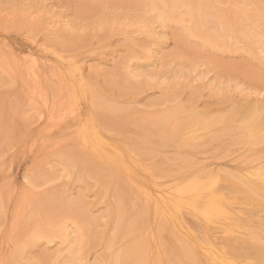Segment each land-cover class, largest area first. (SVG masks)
<instances>
[{"label": "rangeland", "instance_id": "rangeland-1", "mask_svg": "<svg viewBox=\"0 0 264 264\" xmlns=\"http://www.w3.org/2000/svg\"><path fill=\"white\" fill-rule=\"evenodd\" d=\"M152 1L155 0H0V256L6 264H115L112 261L116 254L119 255L129 246L127 241L131 245L128 239L134 237V240L130 239L131 242L142 245V242L138 243L145 238L139 249L143 252L142 249L149 246L154 238L153 235L142 233V226L149 221L150 211L143 200L140 202L138 199L135 187L121 173H118L120 183L124 182L121 186L118 177L116 180L109 179V183L103 182L109 178L105 176L106 173L105 179L100 178V184V179H93L92 175L85 173L83 176L78 161L72 160L78 150L74 147L75 134H68L69 131L62 127L69 123L53 124L45 120L43 109L31 107V103L29 106L27 93L32 90L33 78L22 68H17L18 64L20 67L21 63L27 64L36 57L45 60L46 69L41 75L40 84L51 99L50 95L57 84L55 72L48 68L54 65L52 53L61 54L66 60L75 62L82 68L88 86L87 98H92L98 104L95 113L101 123L100 128L114 136L119 144L139 147L136 150L138 152L146 146H154L142 152H151L146 155L155 159L152 164L147 156L138 154L144 162L149 159L145 163H150L153 171L162 166L164 173H184L181 167L177 168V163L183 157L182 160L197 162L195 167H222L225 173L227 171L229 174L232 170L234 172L231 174H234L241 161L253 157L248 151V144H238L242 132L237 122L233 125L235 127H228L221 133L218 129L221 125L214 124L215 127H211L213 132L203 137V144L187 148L176 142L169 144L165 141L163 145L166 139L161 137L160 131L151 130L150 123H143L146 120L143 115L148 113L156 119L159 113L178 106L181 110L185 108L187 113L193 110L210 112V117L216 120L223 114L233 112L234 104H264V53L250 40L240 41V36L218 37V34L229 31L226 24L233 18L249 12L247 8L250 5L257 3L264 17V0H253V3L249 0H195V15L192 17L187 14L185 7H165V3L162 5V1L157 0V4L167 9V16L162 22L157 21L156 9L149 7ZM209 9L221 12V23L216 24L210 19L205 26L199 25L196 22L197 13L208 16L204 13ZM148 19L153 22V28L156 27L155 35L145 28ZM259 26L264 29V22ZM44 45L52 53L44 52ZM78 101L83 106L85 98L81 97ZM180 113L182 116L183 112ZM136 120L141 123L140 126ZM39 134H43L42 137ZM44 134H48V138ZM54 138L57 142L60 139L58 144L54 143ZM261 146L263 150L264 141L254 148ZM63 148H68V151H63ZM231 148L237 149L235 154L224 161L219 158L221 154L216 155L223 149ZM263 152L260 154L263 155ZM69 155L71 158H68ZM237 155L239 160L231 162L230 159ZM228 160L231 164H227ZM166 166L172 168L169 170ZM37 171L44 175L40 176ZM37 175L50 178L41 181ZM146 177L145 184L150 185L151 180L148 175ZM83 178L87 185L82 181ZM29 181L34 184L31 186ZM113 181L114 184L118 183L115 189L121 191L119 200L123 202L119 214L122 220L119 222L117 216L111 217L109 212V205L112 206L115 199L112 194L116 192L113 190ZM24 188L27 200L24 199L15 218ZM242 193L238 195L241 201L246 200V208L258 209L255 214L262 223V231L264 205L255 202L264 201V195L260 198L262 196L251 197L253 195ZM79 194L83 195L82 207L86 209L82 216H75L64 207H59L62 203L60 195L74 199ZM246 195L249 197L246 198ZM70 223L80 227L76 234L78 242L72 244L61 237V230ZM114 225H119L120 235L115 234ZM37 227L59 229L56 233L60 236L56 237L54 233V238L35 239L32 232ZM168 228L166 232L162 229L163 233L155 236H159L162 248H173L171 252L176 257L179 254L177 249L181 247ZM67 230L70 231L68 237H73L71 229ZM260 233L257 232V238L262 235L264 242V229ZM250 250L254 251L253 248ZM136 255L134 259L133 255L127 260L123 259L122 263H136Z\"/></svg>", "mask_w": 264, "mask_h": 264}, {"label": "bare ground", "instance_id": "bare-ground-1", "mask_svg": "<svg viewBox=\"0 0 264 264\" xmlns=\"http://www.w3.org/2000/svg\"><path fill=\"white\" fill-rule=\"evenodd\" d=\"M156 1L157 0L152 1L153 4H151V2L149 7L150 9H156V17L157 21L159 22L165 20L167 16V9L165 7L169 6L185 7L186 12L189 16L192 17L193 15H195V0H168L169 3L167 2V0H161L162 5L165 3V7H161L162 5L157 4ZM249 1L250 3H253V0ZM247 9L249 12H245V15L241 17H235L230 23L226 24L228 25L229 31L225 32L224 34H218V37L225 39L226 37L230 38V36H240V41L245 42L244 39H247V41L250 40L251 42L255 43L257 47H259L261 53H264V29L260 28L259 26V24L264 22V17L260 13L257 3H255L254 6L250 5V7ZM204 14H208V16L203 15L199 12L196 15V22H199V25L201 26H205V24L210 19H212L213 22L216 24H220L222 21L221 12L216 13L209 9L205 11ZM148 17H150V15ZM152 23L153 22L148 19L145 24V28H147L146 30L150 31L151 34L154 33L153 35H155V32L157 31H155V26V28H153ZM148 24L152 25V27L149 28L150 26ZM210 42L212 43L213 41L210 40ZM48 49L46 48V45L42 46V50L44 52L49 51ZM53 54L55 58L53 62L54 65H51L48 68H51L50 70H52V72H55L53 73L54 75H56L55 80L57 81V87L55 86L53 90L54 92L52 94L50 91L51 99L46 96V91L43 92L44 87L41 86L42 83L40 84L41 75L46 69V67L44 68L45 60L42 61V58L36 57L31 59L30 62H27V64L21 63L22 66L20 67L19 64L17 65V68H22L27 75H30L33 78V84L30 87V89L32 88V90L28 91L27 93L29 106L31 103V107H40L41 109H43L46 115L45 120H49V122L51 121L53 124H55V122L56 124H58L59 122H63V124L67 122L69 123L68 125L65 124L62 127L69 131L68 134H75L74 137L76 142L74 147H76V149L78 148V150L75 154H73L74 156L72 157V160L75 159L76 161H78L77 163L82 168L83 176L86 173L89 176L92 175L93 179L96 177V180L100 179L101 177L104 178L106 176L109 178L108 180H103V182L108 181L109 183V179L110 181L112 179L114 180V178L116 180L118 177V173H121V175H123V177H125V179H127L131 183L130 185H133L135 187L138 199H140V202L141 200H143V204H145L147 210L150 211V217H145L148 218L149 221L143 219L147 223L144 221L146 224L142 226L143 228L140 227L138 231L142 228L143 234L146 233L148 235H153L154 238L152 242L149 244V246L144 247L145 249L142 247L143 252H140L141 250L139 251V249L144 244L143 242L146 239L143 238L144 241L140 240V242L138 243L140 244L142 242V245H136V242V244H134L133 241L131 242L130 239L134 238L131 236L132 238L128 239L131 245L128 244L127 241V245L129 246L123 249L122 251L120 250L121 253L119 255H117V253V257L115 256L116 258L112 255L115 259L112 262H115V264H121L123 262V259L127 260L126 258L132 255L134 259V255H136L135 253L139 251L140 254L137 253V255L135 256L136 263H132L129 261L130 264L264 263V242L262 241L263 237L262 235H260L257 238L256 235L258 231L262 233L264 228L262 229V231L260 230V227H262L260 225H262V223L255 214L257 213L255 211L257 208H255V210L254 208H246L247 202L245 203V199L250 196L249 194L253 195L251 197H255L256 195L262 196L260 198H263L264 195V154H260L261 151H263L264 149L262 150L263 146H261V148L255 149V146L260 143L262 144V142L264 141V104L259 105L255 103H247L243 105L241 103H237L233 105V112L228 115L227 113L223 114L217 117L216 120L210 117V112L193 110L187 113L185 108L181 110V108L178 106H174L173 108L159 113L156 119L151 118L148 113H145L143 115V119L146 120L143 123L145 124L146 122H148L152 125V127L150 128L151 130L155 129L156 131H160L161 137L166 139L164 140L163 145L165 144V141L169 144L176 142L179 144V146L187 148H192L194 145L197 146L199 144H203V137H205L207 133L210 134L211 132H213L211 127H213L214 124L217 123L221 125L218 126L220 128L217 127L221 133L223 132V130L228 127H232L237 122L236 125L242 132V138L240 139V142L238 144H248V151L250 150L249 153L251 156H253L250 157L251 159L248 157L246 160L241 161L242 164L238 165V171L236 169L237 172L235 171L234 174H231L234 172H232V170L231 172L228 171L229 174H227V171L225 173V170L222 171V167L220 169H216V167L213 168V166L209 168L205 165H199L198 167H195L196 165H198L197 162H190L186 161L185 159L182 160L183 157L181 159L182 161L180 160V162L177 163V165H179L176 166L177 168L181 167V170L183 169L184 173H182L183 171H179L178 173L174 174L169 172L164 173V169H162V166L161 169L153 171V169L151 168L152 165L150 166V163H145L147 162L146 160L149 161V155L151 154V152L149 154L147 149V152H142L145 150V148L152 149V147L154 146L150 148L146 146L144 149L142 148V151L138 152L136 150L139 147L136 148L135 146H128V144H119L118 140H115L113 138L114 136L112 137L109 133H105L100 128L101 123L99 121L98 115H96L95 113V107L98 106L97 102L94 101L92 98H87L88 86L86 84V81H84V74L82 68L78 67L75 62L66 60L61 54H55L54 52L52 53V55ZM45 56L46 55H44V57ZM88 91H90V89H88ZM81 97L85 98L83 106H81L80 102L78 101V99ZM181 111L183 112L182 116H180V114H182L180 113ZM66 119L68 121H66ZM135 122H137V120ZM137 123L140 126L141 123H139V121ZM47 129L50 130L49 127ZM49 130L48 134L50 135ZM67 130H63V132ZM40 135L41 134H39V136ZM42 135L40 137H42ZM46 135L45 137L48 138ZM64 135H66V133ZM54 139L56 140L54 141V143L56 144L57 139ZM64 139H61V141H64ZM42 142H40V144ZM62 142L61 145L63 144ZM46 145L48 146V144ZM53 146L54 145H52V147ZM74 147L71 149L69 148V150L74 149ZM49 149H47L46 151H48ZM65 150L68 151V148L64 149L63 151ZM236 150V148L225 150L223 149V152H218L216 155L221 154L219 158L221 161H224V159L228 158L232 154H235L234 151ZM63 153L64 152H61V154ZM140 153L145 156H147L146 154H149V157L147 156L149 159H145L144 162L143 157L141 158L138 155ZM236 153L239 154V152ZM137 155L140 158H138ZM152 157L153 156L151 155V158ZM238 157L239 156L237 155L236 158H231L230 161H235L238 159ZM68 158H71L70 155ZM152 159H150L151 161H149L151 162V164L152 161L155 160ZM166 159L167 158H165L164 160L166 161ZM227 164H231L229 163V160ZM103 165H105V168L103 167ZM170 165L172 166L173 164ZM208 165L210 164L208 163ZM219 165L221 166V164ZM156 168H158V166H156ZM166 168L170 170V168L172 167L166 166ZM192 168L195 170L192 171ZM139 171H142L144 176H142V172ZM38 172L40 173V176L44 175L41 174L40 171H37V173ZM104 173H106L107 175L104 176ZM147 175L151 180L150 185L145 184V181H147L146 179H148V177H146ZM40 176H38V179L41 181L43 179L45 180L50 178H44V176H42V178ZM39 177L42 179H40ZM118 179L120 183L121 177H118ZM82 181L84 183L86 182L84 181V178L82 179ZM124 181L126 182V180ZM100 182L102 183V179H100L99 184ZM122 183H120L119 185L121 186ZM29 184H31V182ZM33 184H31V186ZM113 184L111 186H113ZM117 184L115 183L113 187V190L116 191L115 194H112L115 199L113 198L114 204H111L112 206L109 205V212L111 217L112 215H116L118 218L117 221L119 222L120 220H122V217L119 214L121 213L120 206L123 202L121 201L122 199L119 200L121 191L119 192L116 190L117 186L115 187V185ZM108 188L109 186L107 187V190ZM239 192H246L247 195H249H246V198L244 199L245 201H241L238 195ZM80 194L78 196L76 195L77 197L74 199H69L66 198L64 195H60L62 203L59 204V207H64L69 213L75 216H82V214L86 213V209L82 207L83 195ZM25 198L26 189L24 188L19 199L18 210L15 212V218H17L18 216L19 207L22 206ZM253 201L255 202L256 199L252 200V202ZM255 203L258 205L260 204L262 206L264 205L263 200H260L258 203ZM71 209L73 212L71 211ZM70 224L63 227V230H61L62 234L61 232L60 234L62 235V238L68 240L69 244H72L74 242H78V237L76 236V234L79 232L80 227L78 225H74V223ZM114 226L115 234L118 235L120 232V227L119 225ZM166 226L170 227V232L172 233H169L172 234L171 236H174L177 238L176 240H179L181 248L180 250L177 249V251H179V254L177 253V251L175 252V254L177 253L178 255L176 257L174 253L171 252L173 248H162L161 244H159V236H155L159 235V233H163L162 231L166 232V230H169L168 227V229L166 228V230H164ZM40 228L41 227H37L34 229L35 231L32 232L33 238H54V233L57 234L56 232H58L59 230H55L53 229V227L52 229H42L43 226L41 229ZM68 228H70L72 233L74 234L73 237H68L70 234V231L67 230ZM154 229L156 230L154 231ZM57 236L60 235L57 234L56 237ZM65 240L62 241L66 242ZM261 241L263 242L262 244ZM250 248H253L254 251H251ZM171 253H173L174 256L172 257L173 259L170 258ZM105 261L106 260H104V262ZM100 262H102L101 259ZM0 264H6L5 259L2 256H0ZM93 264H98V262H95Z\"/></svg>", "mask_w": 264, "mask_h": 264}]
</instances>
